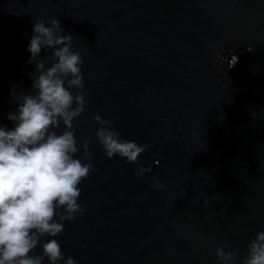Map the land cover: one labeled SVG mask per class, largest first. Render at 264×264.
Returning <instances> with one entry per match:
<instances>
[{"label":"water","instance_id":"95a60500","mask_svg":"<svg viewBox=\"0 0 264 264\" xmlns=\"http://www.w3.org/2000/svg\"><path fill=\"white\" fill-rule=\"evenodd\" d=\"M52 18L83 60L73 126L95 169L83 214L55 237L64 256L220 264L222 247L240 264L264 230V0H0V125L12 126L10 92L31 89L33 23ZM97 114L147 145L135 163L104 155Z\"/></svg>","mask_w":264,"mask_h":264},{"label":"clouds","instance_id":"9594fccd","mask_svg":"<svg viewBox=\"0 0 264 264\" xmlns=\"http://www.w3.org/2000/svg\"><path fill=\"white\" fill-rule=\"evenodd\" d=\"M72 41L56 18L47 24L35 20L26 49L27 62L35 64L31 89L10 92L17 105L6 114L12 126L0 125V264H77L64 256L55 239L65 221L83 214L80 185L95 170L86 162L89 141L78 144L74 134L73 121L83 113L86 100L83 60L72 50ZM93 119L104 155L135 163L147 145L122 138L98 114ZM147 170L138 166L136 175ZM38 245L41 251L36 253ZM215 255L220 264L237 258L222 247ZM240 264H264V230L249 239Z\"/></svg>","mask_w":264,"mask_h":264}]
</instances>
